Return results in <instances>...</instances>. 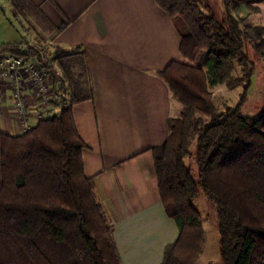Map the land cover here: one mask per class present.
Wrapping results in <instances>:
<instances>
[{
    "label": "trees",
    "instance_id": "obj_1",
    "mask_svg": "<svg viewBox=\"0 0 264 264\" xmlns=\"http://www.w3.org/2000/svg\"><path fill=\"white\" fill-rule=\"evenodd\" d=\"M154 1L181 38L180 59L156 72L180 104L151 150L165 213L178 228L160 264H194L201 254L193 204L201 193L216 212L219 264H264V112H242L254 74L248 51L264 58V25L245 23L260 0H223L219 18L198 0ZM10 3L27 16L23 0ZM16 44L1 51L17 54ZM53 49L52 76L66 99L21 134L0 133V264H122L73 118L74 106L92 99L86 71L75 70V53ZM216 85L241 88L238 102L219 110L208 90ZM190 138L197 175L185 164Z\"/></svg>",
    "mask_w": 264,
    "mask_h": 264
},
{
    "label": "crops",
    "instance_id": "obj_2",
    "mask_svg": "<svg viewBox=\"0 0 264 264\" xmlns=\"http://www.w3.org/2000/svg\"><path fill=\"white\" fill-rule=\"evenodd\" d=\"M23 1L27 17L38 13L44 20L41 40L75 53V70L86 71L92 99L75 105L73 118L87 146L85 174L114 223L122 264H160L178 228L165 213L151 150L165 141L180 104L156 72L180 59L178 30L154 0ZM10 16L21 15L10 0H0V31ZM19 35L10 41L0 33V44L29 39ZM0 97V133L21 134L26 127L12 112L11 91L4 88ZM29 110L33 127L43 113L33 104Z\"/></svg>",
    "mask_w": 264,
    "mask_h": 264
},
{
    "label": "rangeland",
    "instance_id": "obj_3",
    "mask_svg": "<svg viewBox=\"0 0 264 264\" xmlns=\"http://www.w3.org/2000/svg\"><path fill=\"white\" fill-rule=\"evenodd\" d=\"M200 5H208L209 12H212L217 18L221 16L223 9V0H198ZM257 5L260 7V12L257 14H248L245 18V23L249 26H263L264 25V0H260ZM243 10V9H242ZM203 11L206 12L205 9ZM245 12V11H244ZM21 15V14H20ZM0 33L4 38L10 41H17L20 39L21 31L28 36L27 41H38L46 37L42 30L44 20L38 13H33L30 17L19 16L15 18L10 16ZM19 19V20H18ZM26 27V29L23 28ZM44 41V40H43ZM249 60L253 64L254 74L252 76L251 87L248 92V98L242 108V112L246 116H256L264 112V58L261 59L251 50L248 51ZM210 97L219 110H223L226 106H234L239 99L242 92L241 88L233 91H228L225 87L216 85L209 89ZM189 149L192 155L185 160L186 166L190 167L192 172L197 175V168L194 163L195 143L194 139L190 138ZM195 208L198 210L202 227L205 233L204 245L202 252L194 264H219L217 231L215 227L216 212L213 206L207 202L205 197L200 196L193 202Z\"/></svg>",
    "mask_w": 264,
    "mask_h": 264
},
{
    "label": "built area",
    "instance_id": "obj_4",
    "mask_svg": "<svg viewBox=\"0 0 264 264\" xmlns=\"http://www.w3.org/2000/svg\"><path fill=\"white\" fill-rule=\"evenodd\" d=\"M53 46L51 41H23L16 44V54L1 51L0 44V91H11L12 112L26 129L30 128V104L46 115L66 99V93L59 91L52 76L56 67ZM3 112L0 106V116Z\"/></svg>",
    "mask_w": 264,
    "mask_h": 264
}]
</instances>
